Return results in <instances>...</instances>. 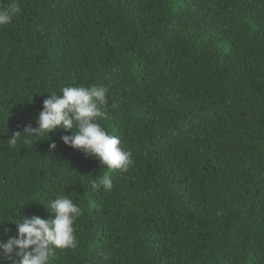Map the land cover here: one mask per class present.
Instances as JSON below:
<instances>
[{
  "label": "trees",
  "instance_id": "obj_1",
  "mask_svg": "<svg viewBox=\"0 0 264 264\" xmlns=\"http://www.w3.org/2000/svg\"><path fill=\"white\" fill-rule=\"evenodd\" d=\"M17 3L0 25V238L67 195L76 247L49 264H264V0ZM93 85L127 171L65 145L71 130L9 146L49 92ZM103 175L111 191L92 188Z\"/></svg>",
  "mask_w": 264,
  "mask_h": 264
},
{
  "label": "clouds",
  "instance_id": "obj_2",
  "mask_svg": "<svg viewBox=\"0 0 264 264\" xmlns=\"http://www.w3.org/2000/svg\"><path fill=\"white\" fill-rule=\"evenodd\" d=\"M20 11L17 0L0 8V25L10 24ZM107 91L103 85H93L90 88L66 86L59 95L49 92L51 95L43 100L42 109L36 117V126L29 123L22 132L12 133L8 139L9 146L14 148L21 141L25 145H33L37 137L50 138V134L57 129L71 130V134L61 137L65 145L96 159L108 169L127 171L133 164L131 150L125 149L120 138L110 134L99 123L106 116ZM29 102H32V97ZM56 147V142L51 141L50 152ZM91 186L94 190L101 186L107 191L113 188L108 175L92 180ZM45 207L50 213L47 217L23 215L13 222L16 225L15 235H9L10 228L2 227L7 239L0 238V264H49L55 249L76 247L73 225L82 215L81 207L67 195L57 196ZM5 221L0 220V226Z\"/></svg>",
  "mask_w": 264,
  "mask_h": 264
}]
</instances>
